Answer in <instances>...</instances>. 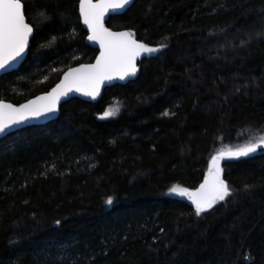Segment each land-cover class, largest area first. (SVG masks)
Masks as SVG:
<instances>
[{"label":"trees","instance_id":"trees-1","mask_svg":"<svg viewBox=\"0 0 264 264\" xmlns=\"http://www.w3.org/2000/svg\"><path fill=\"white\" fill-rule=\"evenodd\" d=\"M21 2L34 38L0 78V102L15 105L99 55L80 0ZM106 27L166 47L98 102H64L52 122L0 141V261L264 264V151L223 161L231 195L200 215L170 196L197 190L220 150L264 134V0H133Z\"/></svg>","mask_w":264,"mask_h":264},{"label":"snow or ice","instance_id":"snow-or-ice-1","mask_svg":"<svg viewBox=\"0 0 264 264\" xmlns=\"http://www.w3.org/2000/svg\"><path fill=\"white\" fill-rule=\"evenodd\" d=\"M130 3L131 0H98L97 3H93L92 0H80V12L91 32L88 39L100 45L101 52L96 63L70 69L65 74L64 81L52 92L18 108L11 104L0 103V133L14 125L22 124L29 118H39L54 113L61 97L67 96L69 92L77 91L95 97L105 80L114 77L123 80L128 76H134L137 71L136 58L142 53H159L161 48L166 47L163 44L160 48L149 47L135 40L130 32L113 33L104 27L103 18L109 9L124 8ZM31 33L32 27L25 22L21 0H0V70L8 71L13 66L12 62L22 56L28 46V37ZM113 114L110 110L103 115L110 117ZM261 146H264V136L235 149H222L212 157L208 174L199 189L190 192L188 189L176 186L171 191L187 196L195 205L196 214L200 215L231 195L228 185L221 179L220 160L226 156L247 157ZM112 203V199L109 198L107 204ZM0 264H3V261H0Z\"/></svg>","mask_w":264,"mask_h":264},{"label":"water","instance_id":"water-1","mask_svg":"<svg viewBox=\"0 0 264 264\" xmlns=\"http://www.w3.org/2000/svg\"><path fill=\"white\" fill-rule=\"evenodd\" d=\"M92 2H93V3H97L98 0H92ZM132 2H133V0H131V3H132ZM21 3H22V2H21ZM131 3L128 4V5H126L124 8H120V9H109L108 12L105 14V16H104V18H103V24H104V27L107 28V27H106V23H107L108 19H109L111 16L122 14L123 12H125V11L129 8V6L131 5ZM22 5H23V3H22ZM23 12H24V16H25V22L29 24V22H28V20H27V18H26L24 5H23ZM79 14H80V17H81V20H82L83 27H84V29L88 32V34H89V36H90V35H91V32H90V30L88 29V26L84 23V19H83V16H82V14H81L80 11H79ZM29 26L32 27V25H30V24H29ZM107 29H108L109 31L113 32V33L130 32V31H119V32H116V31H112V30H110L109 28H107ZM130 33H131V32H130ZM89 36H88V37H89ZM33 38H34V29H33V27H32V33H31L30 36L28 37V46L26 47L24 53L22 54L21 57H18L16 61H13V62H12V63H13V66L10 67V68L8 69V71L0 70V78H1L2 76L6 75V74H9V73H11V72L17 71V70L21 67V65L25 62V60H26L27 57H28L29 49H30V46H31V43H32ZM133 38H134L135 40H137V39L135 38V36H133ZM137 41H138V40H137ZM88 42H89V44L91 45V47H93V48H95V49H97V50L99 51V55H98V57H99V56H100V52H101V49H100V45H99V43H98V42H95V41H91V40H89V39H88ZM138 42H139V41H138ZM139 43H140V42H139ZM153 54H154V53H153ZM153 54L142 53L140 56H138V57L136 58V61H135V63H136V68H137V66H138V63H139L143 58H145V57H149V56H152ZM98 57H97V58H98ZM96 60H97V59H96ZM96 60H95L94 63H92V64H88V65H94V64L96 63ZM81 66H82V65L77 66V67H73V68H71V69L80 68ZM69 70H70V69H69ZM69 70H67V71L63 74V76H62L60 82H59L57 85L61 84V82L64 81L65 74L68 73ZM135 77H136V74H135L134 76H128V77H126V78L123 79V80L119 79L118 77H114V78L111 79V80H105V81L101 84L100 89H99V93H98L95 97L87 96V95H84L82 92H77V91L69 92L67 96L61 97V99L59 100L58 104L56 105V111H55L54 113H49V114H47L46 116H41V117H39V118H29L28 120H26L25 122H23V123L20 124V125H14V126H12L10 129H6L5 132L0 133V141L3 140V139L6 138V137H8V136H10V135H12V134L18 132V131L23 130V129H26V128H29V127H35V126H44V125H46V124L52 122V121L57 117V115H58L60 105H61L62 103H64V102H68V101L73 100V99H80V100H83V101H86V102H98V101L102 98V95H103V93H104V91H105L106 88L111 87V86H114V85H116V84H121V85L128 84L129 82L133 81V80L135 79ZM57 85H56L54 88H56ZM54 88H53V89H54ZM53 89H52V90H53ZM52 90L49 91L48 93L52 92ZM48 93H45V94L40 95V96H45V95H47ZM40 96H38V97H40ZM36 98H37V97H36ZM36 98L31 99V100H35ZM31 100H29V101H31ZM29 101H28V102H29ZM28 102H26V103H28ZM0 103L11 104V105H13L14 107H17V108L20 107V106L23 105V104H26V103H23V104H21V105H15V104L8 103V102H0ZM206 176H207V175H206ZM221 179H222V178H221ZM203 182H204V181H203ZM199 187H200V186H199ZM198 189H199V188H198ZM195 191H196V190H195ZM193 192H194V191H193ZM188 203H189L193 208H195V205L192 203V201H191L190 199L188 200Z\"/></svg>","mask_w":264,"mask_h":264},{"label":"rangeland","instance_id":"rangeland-1","mask_svg":"<svg viewBox=\"0 0 264 264\" xmlns=\"http://www.w3.org/2000/svg\"><path fill=\"white\" fill-rule=\"evenodd\" d=\"M155 54V53H154ZM113 111V115L112 116H110V118H114V117H116V115H117V113H118V109L116 108V107H114V108H110L108 111ZM261 136H264V134H261V135H259V136H257V138L255 139V141L256 140H258ZM235 149V148H234ZM260 151H264V146H261V148H258L257 149V151L255 152V153H251L249 156H252V155H255V154H257L258 152H260ZM248 157V156H247ZM240 158H243V157H224L223 159H221L220 160V162H219V166H220V169H221V164H222V162L223 161H225V160H227V159H240ZM221 176H222V171H221ZM180 188H182V187H180ZM190 192H192V191H190ZM170 196H172V197H175V198H179V199H183V200H189L188 199V197L187 196H181V195H179L178 193H174V192H170ZM220 202H222V201H220ZM219 203V202H218ZM214 206V205H213Z\"/></svg>","mask_w":264,"mask_h":264}]
</instances>
